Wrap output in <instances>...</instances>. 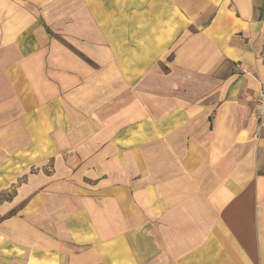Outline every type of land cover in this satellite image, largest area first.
Masks as SVG:
<instances>
[{
	"label": "crops",
	"instance_id": "0c3cea01",
	"mask_svg": "<svg viewBox=\"0 0 264 264\" xmlns=\"http://www.w3.org/2000/svg\"><path fill=\"white\" fill-rule=\"evenodd\" d=\"M264 0H0V264H264Z\"/></svg>",
	"mask_w": 264,
	"mask_h": 264
},
{
	"label": "built area",
	"instance_id": "2783aa9c",
	"mask_svg": "<svg viewBox=\"0 0 264 264\" xmlns=\"http://www.w3.org/2000/svg\"><path fill=\"white\" fill-rule=\"evenodd\" d=\"M255 117L257 120L256 137L260 139L264 135V86H261L256 95Z\"/></svg>",
	"mask_w": 264,
	"mask_h": 264
}]
</instances>
